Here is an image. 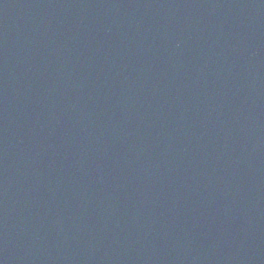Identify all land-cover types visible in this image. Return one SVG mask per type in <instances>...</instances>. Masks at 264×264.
Masks as SVG:
<instances>
[{
    "label": "water",
    "instance_id": "95a60500",
    "mask_svg": "<svg viewBox=\"0 0 264 264\" xmlns=\"http://www.w3.org/2000/svg\"><path fill=\"white\" fill-rule=\"evenodd\" d=\"M0 264H264V0H0Z\"/></svg>",
    "mask_w": 264,
    "mask_h": 264
}]
</instances>
